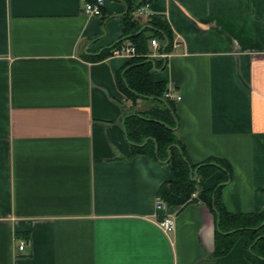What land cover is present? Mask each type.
<instances>
[{
  "label": "crops",
  "instance_id": "obj_1",
  "mask_svg": "<svg viewBox=\"0 0 264 264\" xmlns=\"http://www.w3.org/2000/svg\"><path fill=\"white\" fill-rule=\"evenodd\" d=\"M147 1L144 14L172 30L170 51L154 39L169 54L154 58L164 65L154 76L181 97L188 160H224L223 207L264 214V0ZM88 3L0 0V264H255L245 237L216 256L217 221L205 205L157 211L172 167L132 155L131 102L118 85L129 59L111 51L127 8L105 0L95 17ZM222 175L196 178L198 190ZM165 214L175 220L169 235L158 226Z\"/></svg>",
  "mask_w": 264,
  "mask_h": 264
},
{
  "label": "trees",
  "instance_id": "obj_2",
  "mask_svg": "<svg viewBox=\"0 0 264 264\" xmlns=\"http://www.w3.org/2000/svg\"><path fill=\"white\" fill-rule=\"evenodd\" d=\"M93 2L94 0H88ZM126 5L123 17L124 37L112 49L131 42L139 57L129 60L118 85L127 101L131 102L125 115L124 130L131 146L132 155L146 154L172 167V180L161 187L160 197L169 209L199 202L210 209L216 217V256L228 254L240 237L247 239V258L255 264H264V214H233L226 211L220 200L223 182L231 179V168L222 159L212 158L202 164H191L185 147L178 137L176 102L167 98L168 85L157 81L154 73L163 68L161 62L148 57L152 40L165 42L170 51L172 30L165 17L149 15L142 17L147 0H118ZM136 16V14H138ZM100 56H109L112 52ZM145 108L135 110L140 104ZM177 129V130H176ZM198 169L197 178L206 179L216 169L223 171L221 183L212 190L199 191L198 179L191 175ZM196 194V197L194 195Z\"/></svg>",
  "mask_w": 264,
  "mask_h": 264
},
{
  "label": "built area",
  "instance_id": "obj_3",
  "mask_svg": "<svg viewBox=\"0 0 264 264\" xmlns=\"http://www.w3.org/2000/svg\"><path fill=\"white\" fill-rule=\"evenodd\" d=\"M104 4H105V0H95L92 3H88L86 5V14L95 16V17L101 16ZM147 8L148 6L142 9L140 12V15L144 16L145 15L144 12H146L145 10H147ZM145 16H149V14L146 13ZM151 46L154 49V53L149 54L148 55L149 58L167 59L169 57L168 53L158 52L160 45L157 40H152ZM112 56L122 57V58L129 59V60L135 57H139L137 54L136 48L130 42L125 43L121 45L120 47L116 48L113 51ZM166 97L173 101H179L181 99V97L175 96L171 94L169 91L166 94ZM156 209L157 211L164 212V213L168 212L169 210L166 203L160 196L156 200ZM158 226L163 231V233H165L166 235H169L171 232L175 230V220L171 215L165 214L164 217L158 222ZM25 247H26V243L23 242L22 244L19 245V250L24 251Z\"/></svg>",
  "mask_w": 264,
  "mask_h": 264
},
{
  "label": "water",
  "instance_id": "obj_4",
  "mask_svg": "<svg viewBox=\"0 0 264 264\" xmlns=\"http://www.w3.org/2000/svg\"><path fill=\"white\" fill-rule=\"evenodd\" d=\"M176 130H177V129H176ZM191 175H192V177H193L194 179H196V178H197V175H198V169L195 170V171H192V172H191Z\"/></svg>",
  "mask_w": 264,
  "mask_h": 264
},
{
  "label": "rangeland",
  "instance_id": "obj_5",
  "mask_svg": "<svg viewBox=\"0 0 264 264\" xmlns=\"http://www.w3.org/2000/svg\"><path fill=\"white\" fill-rule=\"evenodd\" d=\"M141 104H142V105H141V107L139 106V108H140V109L145 108L146 104H145V103H142V102H141Z\"/></svg>",
  "mask_w": 264,
  "mask_h": 264
}]
</instances>
